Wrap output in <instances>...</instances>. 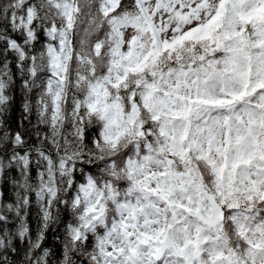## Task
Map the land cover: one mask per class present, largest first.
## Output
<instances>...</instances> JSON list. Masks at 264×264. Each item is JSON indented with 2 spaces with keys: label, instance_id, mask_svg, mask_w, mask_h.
I'll return each mask as SVG.
<instances>
[{
  "label": "snow or ice",
  "instance_id": "1",
  "mask_svg": "<svg viewBox=\"0 0 264 264\" xmlns=\"http://www.w3.org/2000/svg\"><path fill=\"white\" fill-rule=\"evenodd\" d=\"M0 264H264V0H0Z\"/></svg>",
  "mask_w": 264,
  "mask_h": 264
}]
</instances>
